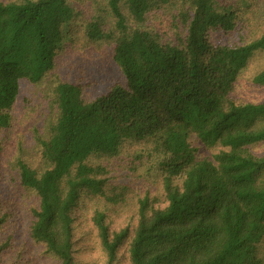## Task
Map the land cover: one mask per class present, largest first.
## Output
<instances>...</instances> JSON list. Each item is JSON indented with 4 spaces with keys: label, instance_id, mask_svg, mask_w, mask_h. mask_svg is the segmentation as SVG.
<instances>
[{
    "label": "trees",
    "instance_id": "1",
    "mask_svg": "<svg viewBox=\"0 0 264 264\" xmlns=\"http://www.w3.org/2000/svg\"><path fill=\"white\" fill-rule=\"evenodd\" d=\"M263 3L0 0V264H264Z\"/></svg>",
    "mask_w": 264,
    "mask_h": 264
},
{
    "label": "rangeland",
    "instance_id": "2",
    "mask_svg": "<svg viewBox=\"0 0 264 264\" xmlns=\"http://www.w3.org/2000/svg\"><path fill=\"white\" fill-rule=\"evenodd\" d=\"M261 6V5H260ZM259 6V7H260ZM258 7V8H259ZM259 14L258 18L260 20L264 19V3L263 5L259 8ZM262 27H264L262 25ZM264 67V53L262 54H257L249 67L246 69V75L242 77L241 82L239 83L238 87V92H240V96H244L246 98H249V100H259L264 97V93L260 88H256L252 86L251 82L249 81L250 76L252 73H256V71L260 68ZM249 77V79H248ZM117 169V167H116Z\"/></svg>",
    "mask_w": 264,
    "mask_h": 264
}]
</instances>
